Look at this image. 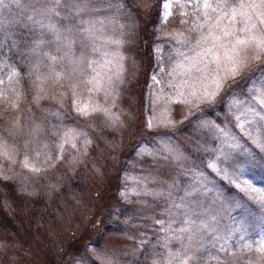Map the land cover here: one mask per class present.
Segmentation results:
<instances>
[{
	"label": "rangeland",
	"instance_id": "374dc122",
	"mask_svg": "<svg viewBox=\"0 0 264 264\" xmlns=\"http://www.w3.org/2000/svg\"><path fill=\"white\" fill-rule=\"evenodd\" d=\"M21 4L0 5L36 68L21 107L0 56V264H264L261 0ZM120 203L152 214L75 243Z\"/></svg>",
	"mask_w": 264,
	"mask_h": 264
},
{
	"label": "trees",
	"instance_id": "16d2710c",
	"mask_svg": "<svg viewBox=\"0 0 264 264\" xmlns=\"http://www.w3.org/2000/svg\"><path fill=\"white\" fill-rule=\"evenodd\" d=\"M159 4V1L155 4V7ZM15 42H8L7 46L2 45L0 46V56L5 60L6 65L10 66L15 72V78L11 80V87L14 88V92L19 94L20 96V103L18 106L23 107L24 104L31 106L32 99H33V89L34 85V77L33 73H35L36 68L33 65L34 60V51L30 49L34 46L32 43L28 30L20 27L19 29L15 27ZM49 52L50 49L48 48ZM2 51V52H1ZM144 53V50L142 51ZM145 54V53H144ZM40 69L44 68V65L40 63ZM220 109V105L218 102H214L210 106L202 109L201 112L204 113L206 116H210L211 112L214 109ZM139 113V109H136V114ZM217 119V117H215ZM246 166H249L252 173L255 172L256 175L262 173V169L264 168L263 163L260 161L258 163V159L256 157H250L245 161ZM222 187L225 185L222 182H219ZM152 214V210H135L123 203H120L116 207V212L114 214V220H110V218H103L100 216V213L97 214H90L87 220V225L85 228V235L83 234L80 236L75 243L82 242L85 238L91 239L93 238L97 241V237L99 235V231H95L96 224L100 222L101 219L107 220L108 222L105 224L103 230L106 231L109 229V224L113 223L115 225H120L122 228H126L128 230H133L135 225L143 226L148 216ZM0 225L1 227L10 230H15V226L11 222V220H6L2 214L0 213ZM65 246H71L70 243ZM67 251H63V254H66ZM144 256H140L138 260L134 263H142Z\"/></svg>",
	"mask_w": 264,
	"mask_h": 264
},
{
	"label": "snow or ice",
	"instance_id": "6c2138e0",
	"mask_svg": "<svg viewBox=\"0 0 264 264\" xmlns=\"http://www.w3.org/2000/svg\"><path fill=\"white\" fill-rule=\"evenodd\" d=\"M13 2L16 3L17 6L23 7V4H21V0H13ZM65 2L67 3L68 0H65ZM3 3H4V0H0V5H2ZM49 3L52 4L53 6L48 7L47 8V12L48 13H54L55 12V6L60 5L61 0H49ZM72 6H76L75 3H73ZM253 7H255V6H253ZM260 7L261 8H264V0H261ZM33 10L36 11L35 8ZM260 14H261L262 17H264V11H262ZM260 23L261 24H264V19H261L260 20ZM245 27L247 28V25ZM238 44H241V45L242 44H245V41H238ZM257 47H264V40L259 41L257 43ZM235 71H236V69L234 68L233 69V73H235ZM261 103H264V98H262ZM25 166H27V164H25Z\"/></svg>",
	"mask_w": 264,
	"mask_h": 264
}]
</instances>
